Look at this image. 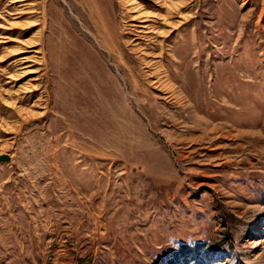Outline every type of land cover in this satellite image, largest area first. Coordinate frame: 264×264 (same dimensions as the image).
<instances>
[{"label":"rangeland","instance_id":"rangeland-1","mask_svg":"<svg viewBox=\"0 0 264 264\" xmlns=\"http://www.w3.org/2000/svg\"><path fill=\"white\" fill-rule=\"evenodd\" d=\"M137 1L0 0V264H264V0Z\"/></svg>","mask_w":264,"mask_h":264},{"label":"bare ground","instance_id":"bare-ground-1","mask_svg":"<svg viewBox=\"0 0 264 264\" xmlns=\"http://www.w3.org/2000/svg\"><path fill=\"white\" fill-rule=\"evenodd\" d=\"M12 1H22V0H12ZM127 1H131L134 5L133 6H131V7H129V10H131V13L129 14V16H130V18H131V20L132 21H136V22H132L131 23V25H135L136 27H140V29L138 28V30H140L141 32H143V34L145 35L146 33H149V35H152V34H154L155 32H157L159 29H161V28H159L158 29V26L156 27L155 25H154V23L153 22H151L150 23V14H151V10H149V9H140L139 8V5L140 4H143L142 2H139V1H137V0H127ZM157 1H160L161 2V4H158V2ZM157 1H155V5H156V7L157 8H159V9H165V11L164 12H160V11H158V12H154L153 14H152V18H155V21H156V18H160L163 22H166V23H168L169 22V19H170V16L174 13H177L178 14V12H179V9H180V7L181 6H183V4H184V2H185V0H157ZM187 2V1H186ZM185 2V3H186ZM154 5V6H155ZM26 8V9H25ZM25 8H21L20 9V11H23L24 13L25 12H27L30 8L28 7H25ZM29 12V11H28ZM175 16V15H174ZM130 20V21H131ZM174 20V19H173ZM162 22V23H163ZM30 23V22H29ZM170 23H172V22H170ZM33 24V23H32ZM157 25V24H156ZM175 26V25H174ZM11 29V28H10ZM165 33H166V31H165ZM138 34H140V33H138ZM157 34V33H156ZM4 36H6V35H4ZM138 36V35H137ZM140 37V36H139ZM158 39V38H157ZM2 40V39H1ZM0 40V41H1ZM152 40V39H151ZM156 40V39H155ZM139 41V40H138ZM29 42V41H28ZM29 43H31V42H29ZM28 44V43H27ZM139 46V45H138ZM138 46H136V47H138ZM26 46L24 45V46H20L17 50H16V52H13V53H15V54H23V53H25V52H27V50H26V48H25ZM134 47V46H133ZM140 47H141V45H140ZM139 47V48H140ZM138 49V48H137ZM7 56L8 55H2L1 57H0V61H2V60H5V59H7ZM24 56V55H23ZM21 56L20 57V59H22V63L23 62H26L27 61V57L26 56ZM24 59V60H23ZM147 63V62H146ZM25 66H27V65H25ZM149 67H151V66H149ZM155 69V68H154ZM18 71V70H17ZM153 71H155V70H153ZM23 72H26V71H22V72H20V74L21 75H19L20 77L21 76H23L25 73H23ZM151 74H153L152 73V71H151V73H150V75ZM161 74V73H160ZM163 75V74H162ZM162 75H160L159 76V73H158V71H157V73H156V78H155V83H161L163 86H165V85H167L168 83H167V81L166 80H164V79H162L163 77H162ZM19 76H16L15 78H18ZM153 83V82H152ZM167 83V84H166ZM159 84H158V86H159ZM172 85H170L168 88H173V87H171ZM160 87V86H159ZM36 88V87H35ZM176 90V89H175ZM175 90H173V92L175 91ZM172 91V90H171ZM169 93H170V91H169ZM176 93V92H175ZM180 101V100H179ZM35 104V103H34ZM37 112L33 109V108H28V109H26V110H24V111H22V115L24 114L25 115V117L26 116H28V115H34V114H36ZM257 242H260V241H257Z\"/></svg>","mask_w":264,"mask_h":264},{"label":"water","instance_id":"water-1","mask_svg":"<svg viewBox=\"0 0 264 264\" xmlns=\"http://www.w3.org/2000/svg\"><path fill=\"white\" fill-rule=\"evenodd\" d=\"M10 156L8 154L0 153V161L9 160Z\"/></svg>","mask_w":264,"mask_h":264}]
</instances>
